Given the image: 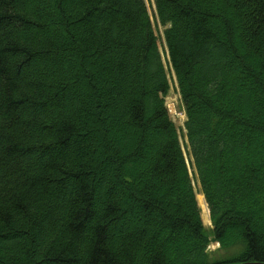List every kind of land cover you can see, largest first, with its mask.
I'll use <instances>...</instances> for the list:
<instances>
[{"label":"trees","instance_id":"trees-1","mask_svg":"<svg viewBox=\"0 0 264 264\" xmlns=\"http://www.w3.org/2000/svg\"><path fill=\"white\" fill-rule=\"evenodd\" d=\"M153 3L223 263L264 261V0ZM168 91L145 0H0V264H221Z\"/></svg>","mask_w":264,"mask_h":264},{"label":"rangeland","instance_id":"rangeland-1","mask_svg":"<svg viewBox=\"0 0 264 264\" xmlns=\"http://www.w3.org/2000/svg\"><path fill=\"white\" fill-rule=\"evenodd\" d=\"M147 1V8H148V13L150 16V21L154 29V33L157 36V44L159 51L161 53V58L163 60L168 82H169V91L167 93V96L165 97V102L166 105L169 109L170 112V117L174 121L175 125L178 128L179 131V141L181 144V147L183 149L186 161H187V166L189 169V174L192 179V184L193 188L196 191V199L197 195L200 196L201 194L200 189H199V184L198 181L194 175V168L191 166L189 162V153H188V148H187V138L185 135V129H184V120H185V114L182 110V104L180 103V97L178 93V87H177V82H176V77L174 74V71L172 67L170 66L169 63V57L167 53V48L164 42V36H163V29L164 27L160 24L156 13H155V6L153 3V0H145ZM203 197V195H201ZM204 200V199H203ZM198 205L200 207V214H201V219L202 223L204 225V228L206 230L207 234V251L209 253V256L211 259L217 262H221V264H224L223 262L227 260H231L240 250V247H231L228 249H223L219 245L216 244V241L211 234V228L212 224L210 221V216H209V209L206 205V210H204L201 205L199 204V200L197 199ZM205 202V201H204ZM208 209V211H207ZM259 237L264 241V237L259 235Z\"/></svg>","mask_w":264,"mask_h":264},{"label":"water","instance_id":"water-1","mask_svg":"<svg viewBox=\"0 0 264 264\" xmlns=\"http://www.w3.org/2000/svg\"><path fill=\"white\" fill-rule=\"evenodd\" d=\"M147 2V1H146ZM148 4V3H147ZM206 203V202H205ZM207 205V204H206ZM225 264H264V261L259 260H248V261H237V262H229Z\"/></svg>","mask_w":264,"mask_h":264},{"label":"bare ground","instance_id":"bare-ground-1","mask_svg":"<svg viewBox=\"0 0 264 264\" xmlns=\"http://www.w3.org/2000/svg\"><path fill=\"white\" fill-rule=\"evenodd\" d=\"M202 195V194H201ZM198 196L197 195V199L199 200V204L201 205V207L204 209V210H206V205H205V202H204V200H203V197L202 196Z\"/></svg>","mask_w":264,"mask_h":264}]
</instances>
